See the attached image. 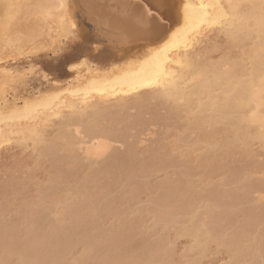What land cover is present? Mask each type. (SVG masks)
<instances>
[{
  "label": "bare ground",
  "instance_id": "obj_1",
  "mask_svg": "<svg viewBox=\"0 0 264 264\" xmlns=\"http://www.w3.org/2000/svg\"><path fill=\"white\" fill-rule=\"evenodd\" d=\"M5 2L25 6L15 26L24 34L25 44L30 38L46 45L58 43L63 31L59 17L53 14L48 20H37L34 6L56 5L61 0H0V19ZM188 2L199 10L201 3L227 5L229 0ZM231 2L240 7L232 13L234 19L227 21L224 27L212 24L209 19L191 33L187 55L192 68L180 69L175 63L167 66L169 73L179 74L171 102L158 95L160 88L123 95L118 85L106 82L104 73L124 63L125 58L118 48L143 50L134 47L137 41L122 35L113 37L110 55L93 53V62L82 68L79 78L68 73L66 86L54 83L44 90L26 94L12 90L6 102L0 98V111H10L20 107L21 102L31 103L37 97L60 92L77 94L61 97L55 110L41 111L32 120L0 122V143H3L0 152L4 146L15 143L23 150L32 147L49 163L45 180L38 186L39 198H28L22 205L24 217L11 223L0 218V264H67L69 258L76 256L74 252L79 245L83 250L81 256L73 258V264H167L170 239L161 235L157 242L151 243L147 236H141L142 240L137 241L140 225L137 226L134 219V224L129 222L126 210L120 208L119 201L133 200L146 188L155 192L149 208L156 220L153 225H160L162 231L168 232L166 230L181 224L175 230L177 236H187L194 241L189 248L191 254L202 256L215 242L231 253V264H249L247 261L252 260V264H264V204L261 203L264 178H260L264 168L253 166L252 171H247L249 167L232 169L229 165L233 154L244 155L248 150L251 153L255 142L264 149L259 124L247 119L250 110L259 114L262 108L259 98L249 103V97L250 85L258 84L264 72V33L257 25L264 12V0ZM180 4L181 0H171L166 10L170 30L182 23ZM208 13L209 17L216 15L212 9H208ZM79 22L83 26V20ZM219 39L225 42L226 51L215 57L214 52L221 48ZM184 40V36L178 37L179 52H183ZM3 51L4 41L0 37V56ZM170 59H180L177 51L171 53ZM18 61L0 65V69L23 71L25 67ZM113 87L121 94L101 95L105 89L112 92ZM85 97L87 104L83 112L72 113L64 107L75 104L79 109ZM163 106L167 115L160 113L159 108ZM148 109L152 110L149 116ZM171 119L172 123H168ZM158 125L165 127V132L162 131L165 138L174 139L171 143L156 137ZM37 127L39 140L31 134ZM52 128H56L57 133L49 138ZM76 128L80 129L83 139L77 138ZM7 139L12 143L4 142ZM105 142L112 147L104 157L90 158L89 152L105 151ZM201 149V153H197ZM41 161H36L37 170L45 167ZM36 169L30 171L28 180L19 182V186L13 184V179L0 186V199L5 197L9 186L14 185L17 187L14 186L15 195H25L28 185L37 183ZM157 174L165 175L164 179L149 184L150 178ZM216 174L228 175V178L206 186L207 179ZM210 185H213L210 190L205 188ZM119 191L124 192L122 196L127 195L122 200L121 196L117 200ZM0 202V212L4 213V201ZM241 212L245 213V223H238L237 214ZM108 217L116 218V224L117 219L122 223H113L110 229L101 227L99 222ZM236 220L238 231L237 227L236 231L232 229ZM240 224L244 227L240 228ZM228 229H232V233H228Z\"/></svg>",
  "mask_w": 264,
  "mask_h": 264
},
{
  "label": "snow or ice",
  "instance_id": "obj_2",
  "mask_svg": "<svg viewBox=\"0 0 264 264\" xmlns=\"http://www.w3.org/2000/svg\"><path fill=\"white\" fill-rule=\"evenodd\" d=\"M170 3L171 0H153V3H148V0H144L143 3L140 0H61L56 5H36L34 7L37 9L35 12L37 20H48L55 14L63 27L58 43L54 41L51 45H46L31 38L25 44L24 34L17 31L15 27L25 6L15 2H5L3 17L0 19V37L4 41L0 65L14 63L17 59L27 60L28 64L23 71L0 69V98L6 102L10 91L29 87L34 77L49 84L59 83L47 69L42 70L38 66L36 57L45 53L50 57L55 56L62 61L67 73L79 78L78 74L82 68L93 62V53L99 55L103 52L110 55L113 37L122 35L126 39L137 41L138 44L134 47L143 50L118 48L117 51L121 53V57L125 58L124 63H118L112 67L111 72L104 73L106 82L118 85L123 95H131L142 89L160 88L162 91L158 95L171 102L174 99V90L177 87L176 77L179 74L169 73L167 66L175 63L180 69H191L192 64L187 55L191 33L198 29L199 24L206 23L209 19L212 24L224 27L227 21L234 19L232 13L240 5L232 3L231 0L227 5L201 3L197 10L188 0H181L179 12L182 15V23L174 30H170V18L166 15ZM74 9L75 14H73ZM208 9L216 11V15L209 17ZM81 19L83 26L79 22ZM257 25L261 33H264V12L257 21ZM180 36L185 37L183 52H179L178 37ZM173 51H177L180 59L175 61L170 59ZM4 57H7V60ZM96 62L99 63L98 60ZM195 79L196 77H193V80ZM162 81L166 82L162 83ZM250 88L249 103L259 98L262 108L259 114L250 110L247 119L252 124H259L264 137V72L261 73L258 84L253 82ZM121 93H117L113 87L112 92L105 89L101 95H120ZM69 94L77 95L75 92H60L37 97L31 103L23 101L20 107L10 111H0V122L32 120L41 111L55 110L59 106L61 97ZM86 104L87 97L79 109L75 104H65L64 107L72 113L77 110L83 112ZM71 131L72 128L69 127V132ZM14 134L19 135V133ZM31 134L35 140H39L38 127L32 129ZM76 136L83 139L79 128H76ZM4 142L12 143L11 139ZM105 143L103 153L89 152V157L96 160L102 159L112 147L110 143ZM2 146L3 143H0V147ZM261 203L264 204V196L261 197Z\"/></svg>",
  "mask_w": 264,
  "mask_h": 264
},
{
  "label": "rangeland",
  "instance_id": "obj_3",
  "mask_svg": "<svg viewBox=\"0 0 264 264\" xmlns=\"http://www.w3.org/2000/svg\"><path fill=\"white\" fill-rule=\"evenodd\" d=\"M218 41H219L218 45L221 48H219L220 50L217 49L214 52L215 57L220 56L224 51H226V47H225L226 45L224 44L225 42L222 39H219ZM232 52L236 53L237 51L233 50ZM35 61L37 62L38 66H40L42 68V70L47 69L49 71V74L52 75L55 78V80H57L59 82L58 83L59 87H63V86L67 85L68 73L64 70L63 63L60 59H57L55 56H51V57L47 56L46 57V54H44L42 56L36 57ZM18 63H19V65L25 67L28 64V61L27 60H25V61L19 60ZM48 86H49L48 82H42V80L40 78L34 77L29 87L15 89V92L26 94L27 92H36L39 90H44ZM163 107L159 108L160 113L161 114L164 113V115H167V114H165L166 108L165 107L163 108ZM149 110L150 109L147 110L148 116L150 115L149 113H151V111H152V110H150V111ZM153 111H155V110H153ZM134 112H135L134 114H137V111H134ZM172 121L173 120L171 119L170 121L168 120L167 122L172 123ZM160 126L158 125L159 128H157L158 133L156 132V134H157L156 137L162 141H165V142H168V140H170L169 143H171V141H173L174 139H171L172 137L171 138L170 137L165 138V136L163 134V132H165V127L163 125H160ZM48 133H49L48 137L53 138L57 133V129L52 128V130H49ZM201 151H202V149L200 150V152L198 151L197 153L200 154ZM250 151H251V153H249V150H248V152L244 153V155H240V154L236 155V153L233 154V156L229 160L230 161V163H229L230 168L232 167V169H238V168L241 169L240 166L241 167H249V168L250 167L252 168L253 166L254 167L260 166V168L263 169L264 167H262V166L264 165V149L261 147L260 143H258V142L253 143L252 149H250ZM36 153L37 152H35L32 147H30V149H28V150H23L22 147L17 146L15 143H13L11 145L4 146V148L0 152V186L1 187H2V185L5 186V184L11 182L12 179H13V181L15 180V183H13V184H18V186H19V182L22 183V181L24 182L25 180H28L27 178L29 177L30 171H33L34 168L35 169L37 168L36 164H37V162H39V160L40 161L42 160L41 163L45 164V167H42V168L38 167V169L41 168L40 170L36 169L35 181L38 184L34 183V182L29 184L28 187L26 188L25 195L24 194L15 195L17 193H16V191H14V189L16 190L17 187H16V185H14L16 188H14V186H9V189L6 192L7 194L5 195V197L3 196V198L0 199V201L5 202V205L3 204L4 202L2 203V205L4 206L3 208L5 209V207H6L5 212L4 213L2 211L0 212V215L2 216V217L0 216L1 221L3 220L5 223H11L12 221H16L19 218L24 217L22 205L25 204V202H26V200H28V198H34V199L39 198V189H38L39 187L38 186H39V183H41L45 180V176H46V173L48 171V170L46 171V169L49 168V166H48L49 163L47 162V160L41 159L39 157V155ZM38 157H39V159H38ZM43 161H45V162H43ZM47 166H48V168H47ZM251 168L249 170H247V169L246 170L250 171ZM257 170H258V168L256 167V171ZM263 170H262V172H263ZM253 171H255V169ZM260 175L261 174H259V176ZM164 177H165V175H163V174L154 175V177L152 176V178H150L149 184L153 185V184L163 180ZM261 177L264 178V175L263 176L261 175L260 178ZM227 178H228V175L226 176L223 174H216V175H213V177L207 179L206 183H204V184L206 186L209 185L210 183L216 185V183L225 182L227 180ZM16 181L18 183H16ZM206 186H205V188L210 190V188L213 185H210L209 188H207ZM122 194L125 195L124 192H122ZM122 194H121V192L119 194L117 193V195H116L117 200H118V197H120V196H121V200L123 199V197L127 196V195L122 196ZM153 195H155V192L153 193V191L151 192V189L146 188V189L142 190L140 193H138L136 195L135 199H133V200L130 199L131 201L129 199H128L129 201H127V199L124 202L119 201L120 202L119 204L121 205V206L119 205L120 208L121 209L123 208V210H126L125 214L128 215L129 222H131L133 224L136 222L137 226L140 225L138 228H140L141 231L139 232L140 234L137 235L138 236V239L136 238L137 241L142 240V239H139V237H141V236L142 237L147 236V238H148L147 240L150 242L151 241L157 242L159 240V238H157V237H161V235H163L162 237L166 236L167 238H169L170 244L168 247H170L171 252H170V256L167 259V261H168L167 264H229V263L231 264L233 262V261H231L232 258L230 257L231 253L229 251H227L226 249L222 248L221 247L222 245L220 246L219 243H215V242H212L209 245V249L204 255L199 256V255H197V253L194 254L193 252L191 254V251L189 250V248L191 247V245L194 241L190 237L188 238L187 236H185V237L182 235L177 236L178 235L176 232L177 230H175V229H178V227H181V224H177L178 227H176L177 225L174 226L175 229L172 228L171 230H166L168 232H165L164 230H163L164 231L163 232L161 230L162 228L160 227V225L159 226L153 225L156 220H155L154 214H152V212L149 211V208H151V202H150L151 200L150 199L152 198ZM16 196H17V198H16ZM128 197H129V195H128ZM117 203H118V201H117ZM2 205H1V207H2ZM201 205H202V203H201ZM248 206H250V205H248ZM19 207H21V209ZM3 208H2V210H3ZM202 208L200 211H202ZM21 212H22V214H21ZM244 215H245L244 212L239 213V215L237 214V220L239 221L238 223H240V221L242 222L243 220H245ZM54 216H56V215H54ZM125 216L126 215H124V217ZM140 217H142L141 222H139ZM124 219L127 223H129L128 220H126L127 217H125ZM132 219H134L135 222H133ZM135 219H138V220H135ZM115 220H116V218L113 219L112 217H110V218L108 217L107 219L102 220V221H104V223L102 221L99 223H100L101 227H103V228L106 227V229H108L107 227H109V229H110V228H112L110 226L113 223H114L113 225H118L119 223L120 224L122 223V222H119V220L117 219L118 224H116ZM237 220H236V226H234V228H232V229H234V231H236L235 228L238 225ZM241 225L243 226L244 224H240V228H242ZM155 226H157V227H155ZM113 227H116V226H113ZM22 228H23V225H22ZM232 229H230V230L228 229L229 230L228 233L229 232L232 233ZM236 229L238 231L239 228L237 227ZM142 230H144L143 232L147 231V232H145L146 235H144ZM231 233H230V235H231ZM82 248H83V246L79 245L75 249L74 254L77 257L81 256L79 254H81V251L83 250ZM76 256L75 257L71 256L72 259L69 258L67 261V264H71V263L73 264V262H74L73 258H76ZM15 259L18 260L17 257H15ZM13 260H14V258H13ZM247 262H249V264L250 263L252 264V262H254V261L252 260L251 262L250 261H247Z\"/></svg>",
  "mask_w": 264,
  "mask_h": 264
}]
</instances>
